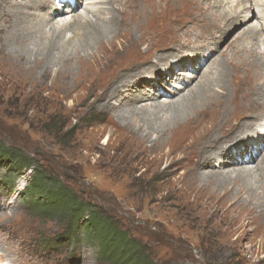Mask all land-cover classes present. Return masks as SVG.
I'll use <instances>...</instances> for the list:
<instances>
[{"label":"rangeland","instance_id":"1","mask_svg":"<svg viewBox=\"0 0 264 264\" xmlns=\"http://www.w3.org/2000/svg\"><path fill=\"white\" fill-rule=\"evenodd\" d=\"M8 1L14 6L30 3L28 0ZM106 1L113 10L112 16L117 14L116 18L120 20L121 11L127 7L130 0H123V4L115 3V0ZM173 1L156 0L157 4L161 2L160 4L167 6L166 8H171L169 14L172 17L170 16L171 19L164 23L166 26L163 27L161 24L158 27L148 28L140 41L137 30L131 35L130 33L124 35L114 46L117 52L112 54L113 63L108 64L107 67L97 64L92 70L94 83L87 82L86 87L76 89L71 95L65 94L58 85L52 84L55 69L51 78L42 80L43 82L39 80L40 82L34 85L33 80L24 84L9 67L0 65V145L6 149L17 148L23 151L38 164L39 170L47 177L54 180L57 178L63 187L87 204L86 209L73 224L74 228L79 226L80 230L74 231L75 235L70 238V242L53 249L51 240L62 236L69 226L68 221L59 217L51 219L43 216L38 210L41 207L38 204L42 201L27 196L26 188L34 173L28 171L20 175L15 173L12 175L4 168H0V264H112L100 258V246L88 234L89 230L93 229L87 230L94 223L90 217L93 211L102 212L111 218L115 227L121 232L127 233L131 239L145 246L149 258L158 264H264V217L260 216L262 212L264 213L262 209L264 207L261 208L264 206V189H259V185L252 187L253 191H258V201L263 202L261 205L245 186L246 180L236 184L232 180L225 182L226 184L222 182V185L215 183V178L225 176L235 178L239 175L234 172L237 169L227 168L224 174L218 171L199 170L201 162L199 159L203 151L207 152L210 146L216 147V142L225 147L241 132L253 129L247 126L246 122L260 111L264 112V109H260L264 106L260 107V100H257L258 96L255 95L263 85L264 74L260 80L256 81L255 78L251 80L249 96L241 102L239 100L237 105L228 103L226 108H229L226 109L224 116L229 115V125L221 127L216 115L213 114V107L208 108L211 116H206V120L213 119L212 123L215 119L214 132L212 131L204 139L206 144L196 150L195 156L189 163L187 160L185 162L184 151L192 142L206 134L203 131L208 129L204 126L195 128V121L189 123L182 129L183 133L176 135L177 138L174 137L176 139L173 144L171 141L168 148L158 151L152 149L154 141L157 140L154 132H151L147 140L138 137V134L142 135L146 130L141 119L134 121L133 128L128 131L127 123L118 118V112L123 111L119 109L120 105L125 103L124 99L128 100L126 95H131L130 98H133V96H141L139 92L144 89L151 90L149 86L142 88L143 77L130 79L133 84L132 90L128 91V87H121V95L110 100L111 108L108 107V110L107 107L102 108L113 84L117 86L123 75L133 76L136 73L143 75L147 70L151 73L156 70L155 67L165 65L169 59L186 54L194 41H197L195 34L203 27V31L209 36L215 33L221 35V42L227 35L230 36L222 44L223 49L215 61L216 64L209 68L210 70L204 74L205 77L201 81L198 79L189 85L187 83L184 87L186 89L197 86L204 80L218 79V71L224 68L227 72L225 83L228 85V90L218 95L210 93L208 98H233V74L237 72V68H245L237 66V62L234 65L231 61L235 51L232 46L236 47L237 44L255 51L257 46L247 40H238V37L240 38L249 27H255L257 23L253 21L240 28L239 21L242 18L240 16L227 27H223L226 22L219 19L214 11L219 13L224 9L227 11L235 9L236 0H226L222 8L214 11L210 8V0ZM0 2L4 3L3 0ZM82 2L78 8L83 10L87 1L82 0ZM30 5L31 14L35 13L39 18L44 16L43 5L41 7ZM172 8L178 9L172 10ZM154 11L150 16L153 10L147 9V17L151 18L158 13L157 9ZM79 13H82L81 10ZM71 16L63 20H71ZM259 16L261 15H253L251 20L259 21L260 18L257 19ZM102 17L111 18V13L104 12ZM51 21L53 20H50V23ZM140 24L141 22H137L135 26ZM236 26L240 29L234 34ZM137 34L138 37L134 38ZM71 35L72 32H68L66 39ZM262 52L264 53V50ZM196 66L199 68V64ZM201 66L203 67L204 64ZM104 68H107V73L113 75L108 77L111 80L105 85L103 81H98L100 73L106 74ZM260 68L261 73H264V60ZM35 77H38L37 73ZM177 77H180L179 74ZM150 83L148 80L145 85ZM199 88L194 90L195 93H188L186 98L201 94L203 99H208L204 97V92H197ZM157 91L158 97L155 102L167 106L168 102L164 99V96H167L164 94L165 90L157 89ZM100 96L105 100L97 102ZM149 105L142 104L137 107ZM170 112L171 110L165 107L164 117L162 115L158 117L153 125L159 126L165 117L169 119ZM202 119L203 116L195 120L201 122ZM242 124H246V127H241ZM138 125H141V130ZM189 130L193 132L188 133ZM171 137L172 134L165 136V142L167 139L171 140ZM213 137L217 140H213ZM261 150L264 152V147ZM183 173L185 174L182 175ZM249 173L255 178L259 174L264 181V162L258 174L254 171ZM208 174L216 177L205 179L203 175ZM7 177L13 178L12 183ZM242 188L245 189V193H242L238 207L231 209L234 202L231 204L228 200H233L237 194L240 195L239 189ZM33 203L37 206L33 207ZM254 217H258L256 223H252ZM9 245H13V249H10Z\"/></svg>","mask_w":264,"mask_h":264},{"label":"bare ground","instance_id":"2","mask_svg":"<svg viewBox=\"0 0 264 264\" xmlns=\"http://www.w3.org/2000/svg\"><path fill=\"white\" fill-rule=\"evenodd\" d=\"M3 1L4 3L0 2V65L9 67L13 74L17 78H19L24 84H28L29 80H33L32 83L34 85H37L40 82L39 80L43 82L51 78L55 69L54 77L52 78V84L58 85L60 87V90L65 92V94L67 95H71L76 89L86 87L85 85L87 82L93 81L94 78L92 70L95 66H97V64H101L102 67H107L108 64L113 63L112 54H115L117 52H115L114 46L117 44V42H120V38H123V36L127 33H130V35L132 32L136 33L137 30V33H139L138 40L140 41L144 32L148 28L152 26L158 27L161 24L163 27L166 26L164 23L169 20L171 16L169 14V10H171V8H166L167 6H163L162 4H160L161 2L157 4L156 0H130L129 3H127V7H125L121 11L120 20L116 18L117 14L116 16H112L113 10L108 5V2L106 0H100L98 2L96 0H94L95 2H92V0H86L87 2L83 10L78 8L82 0H69V2H67V4L63 6V8H59L57 6V0H28L30 1L29 4L22 3L21 5L15 6L11 5L8 0ZM122 1L123 0H115V3L123 4ZM225 1L226 0H210V8H212V11L218 8H222L223 3ZM60 3L63 4V0ZM30 4H33L32 6L40 7L43 5V10L45 12L44 16H42V18H39L36 16L35 13H33V11V14H31L29 10V6H31ZM83 4L84 3L82 2V5ZM235 4H237L235 9H230V11L224 9L223 12L219 13L214 11L215 13H217V15H214H216L222 21L226 22L223 27H227L230 22L232 23L233 21H236L240 16H242L241 20L239 21L240 28L250 24L253 21L254 23H257L255 27H249V29H247L246 31L244 30L245 33H243L240 38L238 37V40L250 41V43L255 45V47L257 46V49L255 48L256 50L253 51L248 49L246 46H237V44L235 45L236 47L232 46L235 51L231 61L234 63V65L237 62V66H242L245 68H237V72H234L233 74V80L235 81L234 83V81L232 80L234 92L233 98L230 99L227 96V98L224 99H222L223 97L215 99L208 98V94L210 93H212V95L217 93L218 95L219 93L223 91L226 92L228 90V85L227 83H225V76H227V72L224 70V68L221 69V71H218V79L213 78L212 81L204 80V82H200V84H198L197 86H192L193 88L190 86L191 88L187 87L185 89L184 87L187 83V85H189L192 83V81L194 82L198 79H200L201 81L202 78L205 77L204 74H206V72H208L211 67L216 64L215 61L217 60L219 54L223 49L222 44L230 36L227 35V37H225V40L221 42V35L215 33L209 36L206 31H203V27L195 34L194 37H196L197 41H194V44L192 45L190 44L191 48L189 51H187L186 54L181 55L180 57H174L169 59L165 63V65L162 64L161 66L155 67L156 70L151 71V73H149V70H147L144 71L143 75L137 74L136 72L135 73L137 75L134 74L133 76L123 75L120 80L118 79L119 82L117 86H114L115 83L113 84L114 87L112 86L108 96H106L107 99L105 100L104 97L102 98V96H100L97 102H102L105 100V102H103L104 104L102 108L107 107L106 109L108 110V107L111 108V106L109 105V103L111 102L110 100L117 98L121 95V87H128V91H131L133 84L130 79H134L136 77H143L144 84H142V88H145V86H149L151 90L149 91L144 89L146 93H144L143 90L142 92H139L141 96H133V98H130L131 95H126V97L128 96V100L126 99V101L124 99V101L127 105L125 103H121L122 105H120V107L118 106L120 110H123L121 112H118V118L127 123L126 126H128V131L133 128L134 121L137 122L141 119V121L144 122L143 128L145 127L146 130L144 133H142V135L138 134V137L142 138L143 140H147V138L151 136V132H154L155 135H157V140L154 141L155 143L152 145V149L158 151H161L162 149L167 147L171 141L173 144L174 140L177 138L176 135H179V133H183L182 129L186 128L189 123H193L195 121V125L193 124L195 128L197 126H204L208 129H205L203 131L206 134L204 136H200L199 140L192 142L190 145L188 144L189 147L186 148L184 151L185 162L187 160V163H189L193 156H195L196 150L206 144V141L204 139L210 133H212V131L214 132L216 126V124H214L215 119L212 123L211 121H213V119H209L208 121L206 120V116H211V114L209 113L210 111L208 112V108L213 107L214 113H212L216 115L217 122L219 121L221 127L224 128V126L229 123V115H226L228 117L224 116L226 109L229 108H226L228 103L230 102L232 104L237 105V102L239 100L241 102L247 96H249V90L252 86L251 80L254 78L256 81L258 79L260 80L262 78V74H264L261 73L260 68V64H262L264 60V53L262 52L264 50V47H262L264 46V0H236ZM164 7L165 9H163ZM77 8L80 9L82 13H79L80 10H78ZM147 9L153 10V12L149 14L150 16L154 14V10L156 9L158 10V13L149 18V16L147 17L146 13ZM177 9L178 8H172V10ZM104 12H106L107 14L111 13V18H103L102 15L104 14ZM255 13L257 15H261L257 18H260L259 21H257L256 19L251 20L253 18V15L257 16L255 15ZM60 14L64 15L59 16ZM69 15H72V19L64 21L63 19H65ZM56 16L59 17L53 19ZM50 20L53 21H51L50 23ZM137 22H141V24L135 26ZM217 27H219V25H217ZM239 27L236 26L237 29L234 31V34L240 29ZM68 32H72V35L70 38L66 39V35L68 34ZM165 32L167 33V31ZM137 37L138 34L134 38ZM237 41L234 42L237 43ZM131 42H133L132 39ZM198 64L199 68H197L196 66ZM200 64H204V66L202 67ZM233 67L236 68V66ZM106 69L107 68H104L106 74L100 73L101 75H98L100 77H98V81H103L104 85L111 80L108 79V77L113 76L107 73ZM177 70L178 73H176ZM36 73L38 74L37 78L35 77ZM178 74L180 77H177ZM195 78L196 80H194ZM148 80L151 83L149 85H145V82H147ZM184 80H187L189 82ZM170 82H174V84H170ZM197 88H199L197 92H204V97L208 99H203L200 96L201 94L199 95L197 92L196 93L198 95L186 98L188 93L194 92V90H196ZM157 89L161 91L162 89L165 90L166 93L164 94L167 96H164V99H166L165 101L168 102L167 106H164L165 104H157L155 102V99L158 97ZM255 95L256 97L258 96L257 100H260V107L264 106V80L262 87L255 93ZM142 104H150L151 106H141L142 108L137 107V105ZM156 104L158 106H156ZM165 107H168L169 110H171L170 118L168 119V117H165V119H163V122L159 120L161 122L159 126H154L153 122H155L158 117H160L161 115L164 117ZM186 116L188 117L184 119ZM202 116L204 119H202L201 122L195 120ZM260 116H262V118ZM246 123L247 126H249L250 128L253 127V129L241 132L240 135L236 136V139L234 141L228 143L227 145H225V147L223 144H219V142H216V147H214L215 145L210 146V148L208 147L209 149L207 150V152L203 151V154L199 159V161H201L199 165V170H210L213 172L218 171L223 173L225 170H227V168L237 169L238 171L234 170V172L238 173L239 175H234L235 178L225 176L224 178H215L216 182H214L218 184L221 183L222 185L223 183L228 182L230 180H232L234 184L246 180L245 186H247V189L252 193V197H254L258 201V191H253L252 187L259 185V189H264V181L261 180V177L258 174V170L264 162V152L261 150V148L264 147V112L261 113L260 111L256 115L252 116L251 120ZM245 125L246 124H242L241 127H246ZM138 127L140 128V130L142 129L141 125H138ZM192 132L193 130L188 131V133ZM170 134H172L171 140L167 139V142H165L166 138L164 137H168V135L170 136ZM213 140L217 139L213 137ZM241 169L244 171H239ZM249 171H254V173L258 174V176L256 178L251 177ZM184 174L185 173H183L182 175ZM203 177L206 179L208 177L213 178L216 176H209L208 174L203 175ZM226 188L229 189V187ZM239 193L240 195L237 194L236 197L234 196L235 198L233 200H228L231 202V204L234 202L231 206V209L232 207H238V201L243 196L242 193H245V189H239ZM207 194H209V192ZM223 199L227 201V199ZM258 202L261 205L263 203L261 201ZM262 207L264 206H261V208ZM262 209L264 210V208ZM260 216L264 217V213L262 212ZM257 218L258 217H254L252 223H256L258 221ZM9 248L13 249V245H9Z\"/></svg>","mask_w":264,"mask_h":264},{"label":"trees","instance_id":"3","mask_svg":"<svg viewBox=\"0 0 264 264\" xmlns=\"http://www.w3.org/2000/svg\"><path fill=\"white\" fill-rule=\"evenodd\" d=\"M0 168H4L12 175L33 170L34 174L26 188L27 196L42 201L38 204L41 206L38 210L43 216L51 219L59 217L68 221L69 225L61 238L51 240V244L60 247L71 241L70 238L75 235L76 229L73 224L86 209L87 204L63 187L57 178L54 180L47 177L39 170L38 164L32 158L17 148L6 149L0 145ZM7 179L12 183L13 178L7 177ZM32 205L37 206L35 203ZM90 217L94 223L92 222L91 227L87 228V230L93 228L88 234L99 244L102 260L112 264H158L149 258L145 246L131 239L127 233L121 232L104 213L93 211ZM78 227L77 229L80 230Z\"/></svg>","mask_w":264,"mask_h":264}]
</instances>
